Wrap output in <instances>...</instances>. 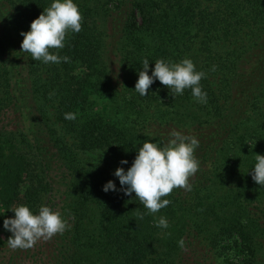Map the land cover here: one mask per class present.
<instances>
[{
    "label": "trees",
    "instance_id": "obj_1",
    "mask_svg": "<svg viewBox=\"0 0 264 264\" xmlns=\"http://www.w3.org/2000/svg\"><path fill=\"white\" fill-rule=\"evenodd\" d=\"M75 2L82 28L51 50L70 61L46 64L21 51V31L51 0H0V264H195L188 248L217 249V239L242 257L224 264H264V186L249 171L264 154V0ZM184 57L206 73L207 103L158 79L146 96L134 90L145 58L151 74L156 59ZM106 88L131 120L109 115ZM173 129L200 141L190 190L174 188L154 214L134 192L103 190L110 179L121 187L122 158L127 169L144 140L166 142ZM19 204H47L70 226L12 249L3 220Z\"/></svg>",
    "mask_w": 264,
    "mask_h": 264
},
{
    "label": "clouds",
    "instance_id": "obj_2",
    "mask_svg": "<svg viewBox=\"0 0 264 264\" xmlns=\"http://www.w3.org/2000/svg\"><path fill=\"white\" fill-rule=\"evenodd\" d=\"M81 21L82 14L75 0H51L50 5L43 8L39 16L31 21L29 30L21 31V51L30 53L34 61H43L46 64L68 62L69 56H60L51 50L63 49L67 34L81 30ZM149 61L145 58L138 70L134 90L140 96L148 95L150 86L158 79L173 94L182 95L185 89H191L197 102L207 103V93L200 84L206 73L197 70L191 58L184 57L178 62L158 58L154 61L151 74ZM64 117L75 120L77 114L66 112ZM199 143L195 135L176 129L170 131L166 142L146 139L136 149L130 167L125 169L122 166L129 163L126 158H122L121 166L114 170V176L119 178L121 187L118 189L116 182L110 179L104 184L103 190L123 191L126 196H131L134 192L149 213H157L170 204L169 199L162 197H166L174 188L190 190L189 177L199 168V161L195 156ZM254 161L249 170L251 177L257 184L264 186V154L256 153ZM8 209L14 215L4 218L3 227L11 233L7 242L12 249L31 248L38 240L51 239L70 226L59 211L53 210L47 204H42L38 211H33L26 204ZM156 225L167 229L169 222L166 217L160 216ZM178 245L181 248L185 246L183 238L178 241Z\"/></svg>",
    "mask_w": 264,
    "mask_h": 264
},
{
    "label": "rangeland",
    "instance_id": "obj_3",
    "mask_svg": "<svg viewBox=\"0 0 264 264\" xmlns=\"http://www.w3.org/2000/svg\"><path fill=\"white\" fill-rule=\"evenodd\" d=\"M103 93L106 94V96H108L107 97L108 99L110 98L111 100H113V103L110 106V114H109L113 119L115 120L120 119L122 122H128L129 120L132 119L133 114L132 111H130V109L128 108V106H123L119 110L115 108V104L119 103L121 96L120 94H116L114 90H111V88H106V90L103 91ZM93 98H94L93 102L98 105L104 102L103 99L99 98V95H95ZM161 100L166 101V99L164 98H162ZM55 116L56 115L53 112L54 119ZM82 152L87 154V151L84 148H82ZM215 243L217 249H213V250L209 249L208 245L200 246V243H193L191 245L192 247L190 246L186 251L187 253L186 255L190 257V262L192 261V257H194L196 261L195 264H224L223 260H226L227 258L235 263L237 262L239 263V261H241L242 257L237 253L236 248L234 247L232 241H229L228 243L230 245L224 249H221L220 247V245L223 243V240L217 239Z\"/></svg>",
    "mask_w": 264,
    "mask_h": 264
}]
</instances>
